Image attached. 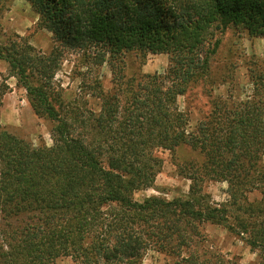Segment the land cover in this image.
I'll return each instance as SVG.
<instances>
[{"label":"trees","instance_id":"obj_1","mask_svg":"<svg viewBox=\"0 0 264 264\" xmlns=\"http://www.w3.org/2000/svg\"><path fill=\"white\" fill-rule=\"evenodd\" d=\"M26 1L53 46L42 52L18 34L0 42V107L13 77L33 113L51 122V144L0 122V264H145L148 251L163 264H244L204 245L206 224L264 264V200L247 197L264 191V57L249 60L242 96H211L195 124L177 103L207 75L215 35L236 26L264 38V0ZM148 53L166 54L167 67L127 77L126 56ZM67 54L79 57L81 78L70 102L54 83ZM182 149L193 155L175 164L186 195L134 199L152 187L157 153ZM209 181L226 183L223 201L204 190Z\"/></svg>","mask_w":264,"mask_h":264},{"label":"rangeland","instance_id":"obj_2","mask_svg":"<svg viewBox=\"0 0 264 264\" xmlns=\"http://www.w3.org/2000/svg\"><path fill=\"white\" fill-rule=\"evenodd\" d=\"M37 14L26 0H0V42L7 36L18 34L26 38L36 49L47 53L53 46L49 31L37 26ZM219 45L209 58L207 75L190 86L184 95L177 99L181 110L188 113L191 124L202 119L209 110L211 96L233 93L242 96L248 90L246 66L253 57H264V38L251 37L241 27L230 26L221 34L215 35ZM209 48L211 46L208 44ZM79 57L67 54L60 69L54 77V83L61 88L65 101H72L81 88V78L77 76ZM168 65V57L164 53H148L140 60L134 54L126 56L125 74L127 77L137 74L162 72ZM77 68V69H76ZM106 88L111 86V75L108 66L104 64L98 71ZM7 75V64L0 60V82ZM9 89L2 97L0 107L1 126L7 131L22 137L34 145L51 144L49 129L51 122L36 116L29 106L25 90L16 85L15 79L6 80ZM92 98H90V102ZM162 159V165L157 173L152 187L138 190L134 199L142 200L150 195H158L167 199L185 196L189 180L178 174L176 162L192 157L188 150H178L176 153L165 150L157 153ZM204 190L215 202L226 198V183L209 181ZM250 201L263 199L264 191H252L247 194ZM204 237L209 248L216 249L226 256L236 257L241 263L252 264L258 260L256 252L251 251L239 238L228 233L221 226L204 225ZM163 258L158 253L148 251L144 257L145 264H163ZM56 264H74L70 258H61Z\"/></svg>","mask_w":264,"mask_h":264}]
</instances>
